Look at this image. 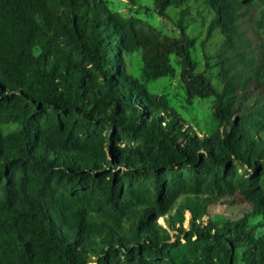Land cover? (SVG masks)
<instances>
[{"label": "trees", "instance_id": "1", "mask_svg": "<svg viewBox=\"0 0 264 264\" xmlns=\"http://www.w3.org/2000/svg\"><path fill=\"white\" fill-rule=\"evenodd\" d=\"M186 1L153 0L154 10L166 18ZM205 1L214 13L209 36L224 38L221 91L197 72L195 41L184 31L168 37L105 0H0V264H264V192L233 168L264 171V121L242 115L264 74L234 72L249 60L240 22L250 0ZM135 54L151 81L175 76L176 59L188 99H216L223 132L198 135L151 94L129 72ZM10 124L20 130L5 135ZM176 168L197 181L214 174L216 195L181 191L168 180ZM132 175L152 177L148 201L130 194ZM82 193L89 205L60 202ZM236 193L248 215L204 222L213 205L235 204Z\"/></svg>", "mask_w": 264, "mask_h": 264}, {"label": "rangeland", "instance_id": "2", "mask_svg": "<svg viewBox=\"0 0 264 264\" xmlns=\"http://www.w3.org/2000/svg\"><path fill=\"white\" fill-rule=\"evenodd\" d=\"M110 9L121 14L126 18H138L147 22L152 27L156 28L164 35L171 38H180L182 31L189 35L195 41V46L192 49L193 60L196 63L197 72L203 73L216 88L221 91L224 87L222 74V57L221 49L224 38L220 30H214L209 36V29L214 17V13L207 6L205 0H187L183 6H172L167 10V17L161 18L154 10L153 0H105ZM263 10V3L260 0H250L247 9L243 13L240 22V31L244 42V50H246L249 60L247 64L239 63L234 72L240 77H253L257 71L259 74H264V29L259 26ZM184 12V14H183ZM232 58V55H226ZM128 69L131 74L145 83L148 91L158 97L165 98L170 107L175 109L180 116L190 124L198 135L213 136L217 132H223L220 122L214 115L215 98L209 99H188L186 86L180 77V68L178 61L173 59V66L176 74L173 77L162 78L157 81H151L146 78L143 72V62L138 54L127 60ZM248 68H253L255 72L249 71ZM264 78V77H263ZM264 82V80H263ZM247 102L244 103L243 116H246L250 122L264 121V119L256 112V110H264V89L256 90L254 94H247ZM20 130V127L15 124L2 126V131L6 135L11 132ZM106 135L109 132H105ZM127 144H123L125 147ZM130 146V145H129ZM215 173L223 176L224 169L219 166H213ZM233 168L242 177L245 182H250L255 188H260L264 192V171L260 175L253 170L243 167L240 163L234 162ZM203 175L200 181L196 180L195 174L187 168H176L169 173L168 180L183 192L196 191L204 196H215V188L213 186L215 175ZM128 178L132 184L131 193L140 194V196L148 201L149 194L154 192L153 179L147 175H132ZM182 198V197H181ZM237 199L235 204H220L217 203L210 208L209 215L204 219L207 224L209 222L215 225H221L227 222H234L242 219L250 212V206L245 204L241 195L236 193ZM60 202L63 204L69 202L73 204L89 205L88 198L85 193L78 197L70 196L69 194L60 197ZM93 204L87 209L89 214L88 223L93 225V216L97 209ZM93 211V212H92ZM261 218L250 220L251 226H256L261 222ZM160 225L167 228L164 221H157ZM185 227L189 228V218L185 223ZM259 235V230H257ZM176 241L175 233H171ZM118 264H166L162 263H139L128 262L125 258H121Z\"/></svg>", "mask_w": 264, "mask_h": 264}]
</instances>
